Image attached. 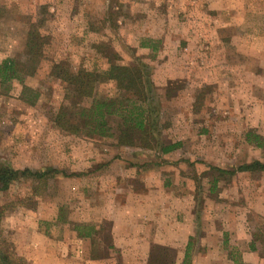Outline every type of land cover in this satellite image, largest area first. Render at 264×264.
Here are the masks:
<instances>
[{
  "label": "rangeland",
  "instance_id": "obj_1",
  "mask_svg": "<svg viewBox=\"0 0 264 264\" xmlns=\"http://www.w3.org/2000/svg\"><path fill=\"white\" fill-rule=\"evenodd\" d=\"M41 21L40 32L49 40L35 75L0 84V165L55 172L16 181L0 193L2 250L10 251L17 264H32L17 253L13 226L5 221L15 211L50 204L59 216L40 221L42 227L56 226L52 236L59 239L64 233L55 220L80 226L77 215L70 217L80 202L73 166L83 154L94 156L92 145L118 146L115 138L88 131L75 137L55 125L62 106L76 110L73 101L65 99L66 85L50 77L56 62L74 72L101 74L98 99L120 95L105 78L111 65H135L144 72L147 68L146 80L153 86L147 103L158 118L157 139L182 145L173 154L136 147L130 151L139 162L177 172L178 184L181 178L192 179L181 191H195L197 225L204 237L226 205L218 200L226 187L212 191L215 169L227 172L221 179L229 183L238 174L229 172L243 163H264V0H0V64L25 61L27 33ZM108 119L116 137L121 120ZM255 182L263 194L264 175ZM245 184L254 186V180L243 177L237 183ZM250 211L256 242L264 251V212L261 216ZM54 248L59 257L49 264H62V246Z\"/></svg>",
  "mask_w": 264,
  "mask_h": 264
},
{
  "label": "crops",
  "instance_id": "obj_2",
  "mask_svg": "<svg viewBox=\"0 0 264 264\" xmlns=\"http://www.w3.org/2000/svg\"><path fill=\"white\" fill-rule=\"evenodd\" d=\"M92 147L94 156L81 155L72 171L77 173L80 202L70 217L77 215L80 226L54 221L63 240L52 236L53 224L42 227L40 220L54 214L50 204L22 208L6 217L13 226L17 253L32 264L54 262L59 257L56 244L62 246L58 261L62 264H264V251L250 222V209L261 216L264 212V193L255 182L264 173H238L229 183L220 180L218 189L226 188L218 200L226 207L203 237L195 214V191H181L192 179L181 178L178 184L174 170L137 161L132 155L135 147ZM88 157L95 160L89 162ZM243 177L254 180V186H238ZM247 201L252 204L249 210ZM54 215L57 218L59 211ZM168 253L170 258L165 257Z\"/></svg>",
  "mask_w": 264,
  "mask_h": 264
},
{
  "label": "trees",
  "instance_id": "obj_3",
  "mask_svg": "<svg viewBox=\"0 0 264 264\" xmlns=\"http://www.w3.org/2000/svg\"><path fill=\"white\" fill-rule=\"evenodd\" d=\"M43 25L44 21L37 22L29 29L25 42L24 54L26 59L24 62L7 59L0 64V84H7L15 79L23 81L25 77L35 75L45 57L44 50L49 40L48 36L40 32ZM145 69L147 70V68ZM146 70L144 72L135 65H111L105 78L115 84L120 95L114 98L98 99L95 96V90L97 84L104 79L101 74L90 73L83 69L74 72L60 62L54 63L50 77L66 85L65 99L73 101L76 106L75 112H71L69 107L62 106L54 118L55 125L60 130L75 137L84 136L87 131L89 134L103 138L112 137L115 138L118 146L138 147L145 150L156 149L162 154H169L178 150L182 145L181 143L157 139L158 134H160V131L156 130L158 118L154 112L152 113L147 103L149 100L148 93H153V86L146 80L149 75ZM89 100L91 101L90 105L85 106L83 103ZM114 116L121 120L116 137L112 134L108 122V118ZM247 142L249 144L254 143L249 139ZM256 146L261 147L257 144ZM215 170L218 177L212 182V191L218 188L221 177L228 174L221 169ZM54 172L52 169L46 171L25 169L20 171L0 165V193L7 191L16 181L31 178L43 179ZM239 172L264 173V163L254 160L244 164L235 172H229V174L235 175ZM1 215L0 213V218ZM2 249L3 247L0 246V264H17L14 255H11L10 251L4 252Z\"/></svg>",
  "mask_w": 264,
  "mask_h": 264
}]
</instances>
